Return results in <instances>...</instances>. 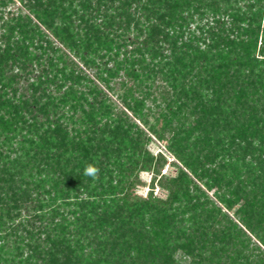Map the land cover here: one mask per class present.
I'll use <instances>...</instances> for the list:
<instances>
[{
    "label": "trees",
    "instance_id": "trees-1",
    "mask_svg": "<svg viewBox=\"0 0 264 264\" xmlns=\"http://www.w3.org/2000/svg\"><path fill=\"white\" fill-rule=\"evenodd\" d=\"M19 2L0 0V264H264V0Z\"/></svg>",
    "mask_w": 264,
    "mask_h": 264
},
{
    "label": "rangeland",
    "instance_id": "rangeland-1",
    "mask_svg": "<svg viewBox=\"0 0 264 264\" xmlns=\"http://www.w3.org/2000/svg\"><path fill=\"white\" fill-rule=\"evenodd\" d=\"M18 6H20V2L19 0H16V4L12 5L11 7L13 9L17 8ZM115 100V96L113 97ZM116 102H119L118 100H116ZM153 140L149 143V149L154 152L155 154H157L159 152V150L161 149H165L164 144H162V142L157 141L156 138L154 136ZM170 155V154H168ZM171 156V155H170ZM170 160H174V157H170ZM165 168L163 169V173H168V174H175L177 172V168L174 167L173 165H166L164 166ZM141 178L145 181V184L142 186H139L137 188V194H140L142 196H146L147 193L149 192V190L151 189V182H152V173L148 172V171H144L141 173ZM166 192L164 190H162L158 185L155 186L154 188V194L160 195L165 197Z\"/></svg>",
    "mask_w": 264,
    "mask_h": 264
},
{
    "label": "clouds",
    "instance_id": "clouds-1",
    "mask_svg": "<svg viewBox=\"0 0 264 264\" xmlns=\"http://www.w3.org/2000/svg\"><path fill=\"white\" fill-rule=\"evenodd\" d=\"M99 169L95 167L94 165L88 164L85 166L84 169V175L90 176L93 179H96L98 177Z\"/></svg>",
    "mask_w": 264,
    "mask_h": 264
}]
</instances>
